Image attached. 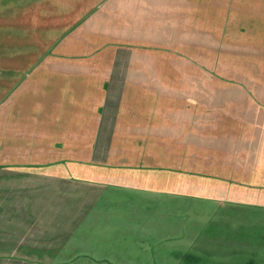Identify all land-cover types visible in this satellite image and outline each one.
<instances>
[{
    "label": "crops",
    "instance_id": "1",
    "mask_svg": "<svg viewBox=\"0 0 264 264\" xmlns=\"http://www.w3.org/2000/svg\"><path fill=\"white\" fill-rule=\"evenodd\" d=\"M64 1L0 0V27L13 35L16 26L25 27L16 18L37 31L55 27L44 46L51 54L1 94L0 162L23 168L12 176L61 189L59 201L0 204L19 212L0 236V264H76L82 250L93 262L96 255L117 256L125 264L123 251L134 243L142 249L143 239L125 204L100 199L107 184L138 189L145 204L162 195L264 208V0ZM49 16L57 18L50 25ZM84 93L93 113L119 121L117 131L102 133L105 139L125 137L121 129L138 125L131 139L140 148L87 175L59 164L42 167L62 157L48 158L43 137L23 130L54 104L76 106ZM17 146L28 148L19 153ZM33 162L38 167H29ZM174 226H165L164 238L145 239L154 242L149 252L181 256L170 249ZM85 230L87 237L78 236Z\"/></svg>",
    "mask_w": 264,
    "mask_h": 264
},
{
    "label": "rangeland",
    "instance_id": "2",
    "mask_svg": "<svg viewBox=\"0 0 264 264\" xmlns=\"http://www.w3.org/2000/svg\"><path fill=\"white\" fill-rule=\"evenodd\" d=\"M68 1L70 3L72 0ZM69 3L63 2L66 5ZM70 13L71 11L65 15ZM44 14L43 12L42 15ZM50 16L47 18L48 25L57 20ZM19 19L21 23L25 21V27L19 23L20 26L15 27L18 32L14 35L8 32L7 27H0V103L3 101L1 94L13 86L12 84L16 83L19 78L31 75L33 66L37 65L44 55L51 54L52 51L49 48L45 49L44 46L55 35V27L48 26L37 31L36 25L26 27V21H29L27 18H16V20ZM43 19L37 18V21L42 22ZM34 20L35 18H30V21ZM2 21H6V18ZM120 26L123 27V23ZM174 29L177 31L176 26ZM181 35H183L181 32L172 34L174 41H180ZM42 86L44 89L40 93L44 95L47 87L44 82ZM78 97L79 101L75 102L76 106L54 104L51 111L45 114V118L34 122L36 124L33 125V129L27 126L23 130V134L32 137L40 136L41 140L43 137L44 149L39 146L38 148L42 149L48 158L51 154L62 157L61 161L48 160L42 167L59 164L66 169L77 170L87 175L94 171L106 170L111 159L119 154L123 153L128 156L135 154L140 146L131 137L138 134V125L121 129V134L128 138L109 137L105 139L102 133L108 130L113 133L117 131L119 121L103 112L97 115L93 113L90 107H87L90 106L88 93L80 94ZM60 111L61 114H59ZM28 120L33 122L34 118L30 116ZM26 148L28 147H23L25 151H27ZM23 149L17 146L14 150L20 153ZM69 158H72V161L68 160ZM18 165L17 162L15 165L0 162V204L59 201L61 189L58 191L56 186L44 187L35 182L37 181L35 178L30 180L22 176H12L10 172L14 173L15 170L23 169ZM29 167L38 166H35L33 162L29 164ZM27 181L32 182L28 187ZM83 195L86 196V194ZM100 195V199L105 202L125 204L128 218L138 220V239H143L142 249L138 248L135 251L134 243L130 244L132 247L130 246L127 252L122 250L127 256L125 264H264V208H238L225 204L215 207L214 203L208 201L160 195L150 200L154 208L148 209L149 200L145 204L139 196L140 193L138 195V189L123 184H107ZM14 211L16 214H10ZM18 213L16 210L0 209V236L7 234L8 225L17 221ZM78 222L80 221L76 223ZM168 223L175 225L174 234L169 233L174 237V241L169 243L173 245L170 249L181 254L179 257L157 256L156 254L160 255L164 252L161 250L149 252L152 242L145 240L152 238V241H155L158 238H164L167 234L164 228ZM80 224H84L82 228H85V217ZM82 228L78 230H83ZM77 234L87 237V230L77 231ZM85 240L84 244L91 242L86 238ZM163 244L166 243H161L160 246ZM188 244H190L189 248ZM86 253L85 250L77 251L73 262L76 264H109L108 262L119 264L117 256L109 258L96 255L93 258L98 261L93 262L90 257L84 256ZM183 253L190 255L182 256Z\"/></svg>",
    "mask_w": 264,
    "mask_h": 264
}]
</instances>
